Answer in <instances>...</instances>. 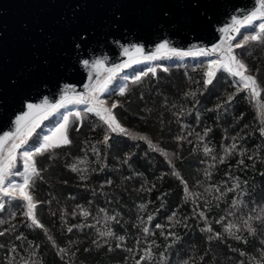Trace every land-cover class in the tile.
<instances>
[{"label":"trees","instance_id":"obj_1","mask_svg":"<svg viewBox=\"0 0 264 264\" xmlns=\"http://www.w3.org/2000/svg\"><path fill=\"white\" fill-rule=\"evenodd\" d=\"M232 48L257 94L222 67L206 86L212 58L196 54L117 78L103 98L123 133L71 111L70 143L35 156L42 227L0 195V264H264V32L237 29Z\"/></svg>","mask_w":264,"mask_h":264},{"label":"water","instance_id":"obj_2","mask_svg":"<svg viewBox=\"0 0 264 264\" xmlns=\"http://www.w3.org/2000/svg\"><path fill=\"white\" fill-rule=\"evenodd\" d=\"M257 6L258 0H0V136L15 131L18 116L30 112L24 126L61 98L84 93L112 65L216 45L232 17L238 21ZM164 42L168 47L158 50ZM29 104L42 107L30 111Z\"/></svg>","mask_w":264,"mask_h":264},{"label":"snow or ice","instance_id":"obj_3","mask_svg":"<svg viewBox=\"0 0 264 264\" xmlns=\"http://www.w3.org/2000/svg\"><path fill=\"white\" fill-rule=\"evenodd\" d=\"M264 18V0H258V6L257 8L251 12L249 15H247L243 21V23H250L254 20L262 19ZM232 22L233 25L238 23L237 18L234 16L232 17ZM233 25H228L226 28H222L221 31L224 32L226 29H231ZM259 28L261 32H264V23L259 24ZM260 39V36L257 35H252L251 37H245V41L248 40H258ZM242 44H236L235 47L239 48L242 47ZM167 42H164L160 45L157 46V49H164L167 48ZM133 49L137 52H140L141 49L137 46H133ZM129 49H125V52H128ZM170 51L178 53V50L176 49H170ZM212 52L217 51V46H213L211 49ZM189 53H183V55H188ZM148 59H155V56L152 57H147ZM225 58H222L221 61H209V66H208V71L206 72V77L204 83L207 86L210 84L211 77L214 76V72L212 71L213 67H222L226 69L228 72L233 74L234 76L240 77L242 81H244V88L248 89L251 88L254 94H257V89H256V81L254 77L251 75H245L247 71L246 65H244L241 61L236 59L234 55H232V49L231 46L227 49L226 52V61L224 62ZM85 65H87L89 62L84 61L83 62ZM96 63H100L99 61H96ZM149 71H154V69H149ZM137 80L140 79V77H136ZM100 91H103V88L100 89ZM95 99V95L90 97V100ZM63 100L60 102L56 103L55 105H52L53 110L56 108L62 107L63 106ZM79 102L83 103L84 101L81 99ZM44 106H47V101L44 102ZM117 105L113 104L112 107L115 108ZM28 109L31 111L33 109L39 110L42 106L41 105H33L29 104ZM88 111H96V108H88ZM103 112L106 115H102L101 118L104 119L105 123L109 125V128L112 131H117L119 130L120 132H125L126 130L121 127L118 121H116L115 117L111 115L110 110L108 109H103ZM97 114L99 115L100 112L98 111ZM30 115V112H26L23 114V116H18L16 118V129L14 132H5L2 136H0V193H3L6 197H10L15 199L16 198V193L17 191L19 192V197L22 198L24 201L27 202V210H26V215L32 219L33 224L42 227V225H39L38 221L35 219L34 214H33V209L35 208V204L32 202V197L28 192V188L31 186L32 178L33 177H39L40 172L36 168L35 165V156L43 154L44 152H47L50 148L58 147L60 144H69L70 140H68L67 136L64 135L60 138L59 143H53L50 142L51 138L50 137H45L44 142L39 145V147H36L34 150H24L20 153V156L23 158L24 161V169H25V175H24V180L23 183L21 184H16L13 181H9L7 185H5V180H6V174L10 175H19V173H13L12 168L14 165V162L16 160V154H17V149H21L23 145L26 144L27 142V137L31 135L32 129L29 128L27 132H24L23 126H22V121L25 120L26 117ZM67 126V117H65V123L60 125V128L57 131H61L65 129ZM108 137L105 136V141H107ZM141 139H144L141 137ZM205 151H209V149H205ZM76 166L73 165V171H76ZM231 190V189H230ZM235 203V202H234ZM0 207H3L2 204H0ZM151 219V217H149ZM259 219V217H257ZM247 223V222H246ZM157 227H160L157 225ZM232 226H229V231L231 230ZM249 232H254V229L249 225L248 226ZM145 232L148 231L147 228L144 229ZM3 233H0L2 235ZM101 235H108L111 236L113 235L111 232L108 233H101ZM122 240L123 237H120ZM239 239V237H237ZM119 246V245H118ZM141 259H144V257H141ZM139 264V262H137Z\"/></svg>","mask_w":264,"mask_h":264},{"label":"rangeland","instance_id":"obj_4","mask_svg":"<svg viewBox=\"0 0 264 264\" xmlns=\"http://www.w3.org/2000/svg\"><path fill=\"white\" fill-rule=\"evenodd\" d=\"M243 21H244V18L238 20V23L234 24L232 27L233 28L235 27L238 30H240L242 28H248L250 26L256 25L259 28V24L264 23V19L254 20L250 23H243ZM229 37L230 36L229 35L227 36V33H226L224 38H222L215 45L217 46V51L215 52L211 51L214 45L211 46L212 48L210 47V50L205 48V50H196V51H189V52L188 51L187 52L178 51V53L180 54L174 53L172 51H162V52H156L152 54L134 56L121 63L112 65L111 67L104 70L96 78V80L90 86V88L84 93L67 95L56 102L58 103L61 100H63L64 102H63L62 107H59L53 110L51 106L45 111L32 117L23 126L24 132H27L29 128L32 129L31 135L27 137V141L32 135H35L34 137L37 138L36 143L38 144V147L41 143L44 142L45 137H50L51 138L50 142L59 143V140L62 136L64 135L67 136V126L65 129L61 131H57V130L60 128V125L65 123V117H67V125H68L70 113H72L71 111L77 112L80 110L79 107H83L87 109L95 107L96 111L94 112L97 113L99 111L100 112L99 115H106L103 112V109L109 110V108H108L107 102L103 98V94L117 87L115 86L116 85L115 81L117 80V78H118L117 82H119L118 87H123V85L125 84V81H123L122 79L126 78L127 75H129L130 71H134L138 69L142 71L143 67H145L144 70H149V69L156 70V68L158 67H165V64L163 62L171 63L176 60L182 61L196 54L197 55H201V54L210 55V58H212L210 61H217V62L221 61L222 58H225L224 62H227L226 52L229 46H231L232 55H234L232 43H230ZM183 53H189V54L183 55ZM152 56H155L156 58L155 59L147 58V57H152ZM214 68L215 67H213V69ZM124 69H127V74H126V70ZM101 88H103V91H100ZM93 95H95V99L90 100V97H92ZM81 99L84 101L83 103L79 102ZM25 149L26 148H24V145H23L21 149L16 150L17 151L16 160L13 165V167L16 166L17 164H19L20 160H22L21 162H23V171L22 173H20L19 177L21 178L22 176L23 180H24V175H25V169H24V161H23V158L20 156V153L24 151ZM7 176L8 174H6V178ZM13 180L14 178H12L11 176L10 178L8 177V180L7 181L5 180V185H7L9 181H13ZM23 180L20 181V183H17V181H13V182H15L16 184H21L23 183ZM16 194L19 195V192L17 191ZM0 195L3 198L6 197L3 193H0Z\"/></svg>","mask_w":264,"mask_h":264},{"label":"built area","instance_id":"obj_5","mask_svg":"<svg viewBox=\"0 0 264 264\" xmlns=\"http://www.w3.org/2000/svg\"><path fill=\"white\" fill-rule=\"evenodd\" d=\"M235 28V27H234ZM233 27L231 28V29H227L226 31H225V33L223 34V36H222V38H224V36H225V34L227 33V36L229 35L230 37H229V41H230V43H232L233 42V38L235 37V35H236V31H237V28H235L234 29ZM221 38V39H222Z\"/></svg>","mask_w":264,"mask_h":264},{"label":"bare ground","instance_id":"obj_6","mask_svg":"<svg viewBox=\"0 0 264 264\" xmlns=\"http://www.w3.org/2000/svg\"><path fill=\"white\" fill-rule=\"evenodd\" d=\"M211 47V46H210ZM210 47L206 48V49H209L210 50ZM212 48V47H211Z\"/></svg>","mask_w":264,"mask_h":264}]
</instances>
